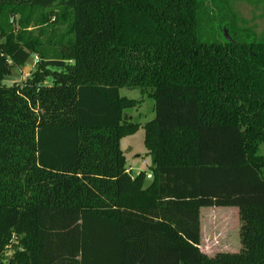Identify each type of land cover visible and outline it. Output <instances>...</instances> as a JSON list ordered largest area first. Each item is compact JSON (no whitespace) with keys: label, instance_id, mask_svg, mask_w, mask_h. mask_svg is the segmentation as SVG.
Returning <instances> with one entry per match:
<instances>
[{"label":"trees","instance_id":"trees-1","mask_svg":"<svg viewBox=\"0 0 264 264\" xmlns=\"http://www.w3.org/2000/svg\"><path fill=\"white\" fill-rule=\"evenodd\" d=\"M28 6L65 35L4 23ZM245 25L226 0H0V264H264V32ZM124 88L154 102L149 175L120 147L143 102ZM205 208L238 210L237 252H201Z\"/></svg>","mask_w":264,"mask_h":264},{"label":"rangeland","instance_id":"rangeland-1","mask_svg":"<svg viewBox=\"0 0 264 264\" xmlns=\"http://www.w3.org/2000/svg\"><path fill=\"white\" fill-rule=\"evenodd\" d=\"M228 7L232 9V12L237 17L246 22L245 28L251 30L252 33L257 36L264 32V0H226ZM223 10L226 9L223 6ZM56 12L57 10L54 9ZM50 11L36 9L33 7H26L23 12L14 14L11 10L6 11V18L4 23L10 20L12 30L17 32L20 30L22 21L28 24V31H38L45 29V39L54 36L56 39H61L65 35V26H53L54 16L51 17ZM227 19H231L228 16ZM225 20V19H224ZM218 11L213 12V18L205 23L203 29L205 40L210 39L216 42H223L226 39L225 30L221 29L222 22L225 23ZM244 24L241 21H237L236 26L240 28ZM244 28V29H245ZM232 34L231 27L229 28ZM44 39V40H45ZM39 64V60L36 61L35 57L30 60L24 66H14L11 74L5 78L4 83L7 86L20 87L32 78L36 72ZM120 96L126 97L130 100H143L136 108L126 110V116L132 123L138 124L140 129L133 135H129L121 140L120 147L126 158L127 169L133 176L138 175L140 172H146L147 175L151 173L152 159L147 155V150L144 145V126L149 121L154 119V102L149 98H143L140 90H128L121 89ZM259 154H264V145L260 146ZM231 214L224 220L223 218L208 219L204 217V212L200 214V222L202 224V243L201 252L207 256L213 257L218 253L227 252L235 253L239 250V229L240 219L238 211L236 209L225 210ZM218 215V214H217ZM203 216V218H202ZM227 220V221H226ZM20 247L15 245L8 246L3 256L6 262H10L14 254L19 252Z\"/></svg>","mask_w":264,"mask_h":264},{"label":"crops","instance_id":"crops-1","mask_svg":"<svg viewBox=\"0 0 264 264\" xmlns=\"http://www.w3.org/2000/svg\"><path fill=\"white\" fill-rule=\"evenodd\" d=\"M232 209H235V208H205V209H201L200 214H201V212H203L205 210V212H204L205 218L214 219V218H217V216L219 218H227L231 213L228 211H225V210H232ZM238 215H239V213H238ZM202 218H203V216H202ZM201 232H202V224H201ZM202 241H203V239L201 236V243H202ZM201 243H200V249H201Z\"/></svg>","mask_w":264,"mask_h":264},{"label":"built area","instance_id":"built-area-1","mask_svg":"<svg viewBox=\"0 0 264 264\" xmlns=\"http://www.w3.org/2000/svg\"><path fill=\"white\" fill-rule=\"evenodd\" d=\"M36 61H38V59L36 58ZM148 178H151V176H149Z\"/></svg>","mask_w":264,"mask_h":264},{"label":"water","instance_id":"water-1","mask_svg":"<svg viewBox=\"0 0 264 264\" xmlns=\"http://www.w3.org/2000/svg\"><path fill=\"white\" fill-rule=\"evenodd\" d=\"M226 37L228 38V35H226Z\"/></svg>","mask_w":264,"mask_h":264}]
</instances>
